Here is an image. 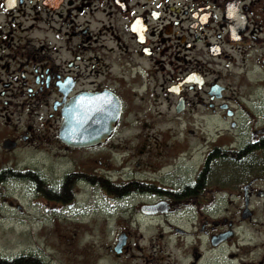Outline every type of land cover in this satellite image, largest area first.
I'll return each mask as SVG.
<instances>
[{"label": "flooded vegetation", "instance_id": "1", "mask_svg": "<svg viewBox=\"0 0 264 264\" xmlns=\"http://www.w3.org/2000/svg\"><path fill=\"white\" fill-rule=\"evenodd\" d=\"M76 114L89 144L61 139ZM166 116L181 134L172 147L145 135ZM124 132L137 135L119 141ZM7 175L50 211L82 209V224L109 204L123 226L108 248L117 258L131 249L126 228L172 215H193L208 251L244 225L264 235V0H0ZM191 251L186 264H203L205 251ZM256 252L264 264V240Z\"/></svg>", "mask_w": 264, "mask_h": 264}, {"label": "rangeland", "instance_id": "2", "mask_svg": "<svg viewBox=\"0 0 264 264\" xmlns=\"http://www.w3.org/2000/svg\"><path fill=\"white\" fill-rule=\"evenodd\" d=\"M166 113L169 114L168 111ZM160 119L162 123L158 131L145 135L149 142L157 140L172 147L181 141L178 124L174 117ZM132 135H137V132H124L117 137L122 141ZM36 159L46 164L42 158ZM108 205L101 203L100 210L95 208V223L82 224V209L53 212L45 206L44 200L23 193L20 186L12 184L0 188V257L10 259L21 254L35 255L46 264H186L192 247L200 246L201 251H205L203 264L259 262L256 246L264 240V235L259 234L257 226L237 228L239 239L228 248L208 251L205 238H196L198 228L195 229L191 214L186 217L172 215L166 221L160 219L159 225L150 221L148 225L141 223L140 227L126 228L124 231L132 234L131 249L122 258H117L108 248L123 226L117 228L109 220L116 214ZM222 214V205L219 204L212 211L213 220ZM233 214L234 209L230 206L228 215ZM258 220L264 221L262 218ZM176 229L188 235H180ZM227 254L235 257L228 262Z\"/></svg>", "mask_w": 264, "mask_h": 264}, {"label": "water", "instance_id": "3", "mask_svg": "<svg viewBox=\"0 0 264 264\" xmlns=\"http://www.w3.org/2000/svg\"><path fill=\"white\" fill-rule=\"evenodd\" d=\"M81 103L80 98L75 99L69 106H68V110L69 111H78V107ZM116 108H118V106H116ZM103 110V108H102ZM100 109L101 115H103V111ZM78 115L76 114V116H70L68 118V121L64 123V125L61 128L60 131V136L61 139L67 142L72 143L73 145L76 146H81L82 144H89V142H91V139L87 136V134L89 133V130H86L85 132H78L77 129V124H78ZM71 126H75V128L73 129ZM99 131L98 133H92L91 136H99V134H101V130H96ZM104 136L101 137V139H103ZM98 140V139H96ZM95 140V141H96ZM125 244V238L121 235L118 238V244L115 247V253L120 254L121 250L123 248Z\"/></svg>", "mask_w": 264, "mask_h": 264}, {"label": "trees", "instance_id": "4", "mask_svg": "<svg viewBox=\"0 0 264 264\" xmlns=\"http://www.w3.org/2000/svg\"><path fill=\"white\" fill-rule=\"evenodd\" d=\"M13 177H10V175H7L5 177H0V188L1 186H6L8 181H10ZM0 264H46L41 259L36 257L35 255H22L20 258L12 259L10 260H4L0 258Z\"/></svg>", "mask_w": 264, "mask_h": 264}]
</instances>
